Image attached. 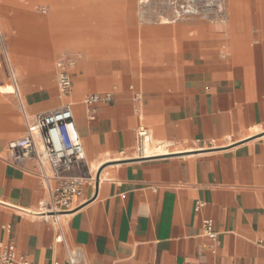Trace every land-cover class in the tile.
<instances>
[{"label":"crops","instance_id":"crops-1","mask_svg":"<svg viewBox=\"0 0 264 264\" xmlns=\"http://www.w3.org/2000/svg\"><path fill=\"white\" fill-rule=\"evenodd\" d=\"M121 1L101 11L90 4L86 14L122 16L98 21L103 33L89 46L73 38L71 90L58 96L50 64L28 61L20 29L7 25L16 10L0 0L9 62L8 75L0 69V240L11 238L33 264L64 258L53 226L31 213L47 196L35 161L5 158L8 142L25 132L21 105L35 114L69 103L87 158L79 174H98L63 219L66 243L84 264H264V36L245 40L237 31L251 7L225 0L221 27L143 24L132 0ZM132 89L142 94L140 112ZM108 90L113 99L89 120L82 99ZM141 124L151 136L146 156L136 145ZM101 172L109 173L102 182ZM197 200L205 204L196 211ZM206 218L215 239L203 232Z\"/></svg>","mask_w":264,"mask_h":264},{"label":"built area","instance_id":"built-area-1","mask_svg":"<svg viewBox=\"0 0 264 264\" xmlns=\"http://www.w3.org/2000/svg\"><path fill=\"white\" fill-rule=\"evenodd\" d=\"M225 0H137V14L140 22L171 23L188 17L200 16L215 18L224 16ZM165 18V19H164ZM0 61L9 65L5 50L4 38L0 32ZM75 58L67 53L57 57L56 88L57 95L64 96L71 90V66ZM113 91L94 92L84 96L82 102L87 106V117L94 120L96 105L110 102ZM135 110H141V92L133 95ZM25 124V132L11 139L7 144L6 161L20 165L25 160H34L37 165V175L42 180L47 196L39 202L37 212L31 213L49 222L55 230L54 241L64 248L62 260L54 258L51 264H84L77 249L67 245L63 232V215L71 211L75 199L81 197L84 184L96 185V171H88L80 175L79 170L87 165V158L78 131L74 113L69 103L59 108L29 114L21 105ZM148 127L141 124L136 129V145L140 152ZM142 154V153H141ZM54 180V182H51ZM152 189H155L152 186ZM205 202L197 200L194 209L197 211ZM27 211L28 210H22ZM5 230L10 224H2ZM203 232L215 239L216 232L209 218L203 220ZM33 264L17 252L16 244L11 239L0 240V264Z\"/></svg>","mask_w":264,"mask_h":264},{"label":"rangeland","instance_id":"rangeland-1","mask_svg":"<svg viewBox=\"0 0 264 264\" xmlns=\"http://www.w3.org/2000/svg\"><path fill=\"white\" fill-rule=\"evenodd\" d=\"M95 1V3L93 2ZM137 0H132V7L135 21L143 24H157L156 22H140L137 14ZM100 3V4H96ZM101 11L105 7L122 8L121 0H7L5 6H9L16 10V14L8 15V27L16 34L18 28L21 36L18 43L22 50L28 52V61L33 63V67L39 66L42 61L47 60L51 66L50 77L55 83V63L58 55L67 53L78 58V52L74 51L72 40L77 37L78 44L85 42L88 46L98 39L99 33H103L96 29L98 21H117L121 18V14L111 15H89L86 14L88 8ZM93 4V5H92ZM96 4V5H95ZM242 5L251 7L247 13H242L238 17V32L243 33L245 40L253 39V37L264 36V0H243ZM59 9L60 19L54 18L53 12ZM75 11L72 19V12ZM228 12V5L225 1L224 13ZM224 18V16H221ZM220 17L213 19L207 17L193 16L177 20L171 24L179 22H196L207 23L216 26H224L225 22H221ZM102 19V20H101ZM73 20V21H72ZM1 30H3L0 21ZM18 32V33H19ZM223 34L222 32H220ZM224 37V36H222ZM65 39V40H64ZM69 42L71 44H65ZM42 49L48 52L44 53V57L35 54V50ZM75 64V63H74ZM71 66V69L74 67ZM2 70L8 75V65L3 63ZM10 81V78L7 79ZM133 95L139 90L132 89ZM24 99V98H23ZM139 152V151H138Z\"/></svg>","mask_w":264,"mask_h":264},{"label":"bare ground","instance_id":"bare-ground-1","mask_svg":"<svg viewBox=\"0 0 264 264\" xmlns=\"http://www.w3.org/2000/svg\"><path fill=\"white\" fill-rule=\"evenodd\" d=\"M230 3H231V5L233 6V0H228ZM96 4H100V3H96ZM95 4V5H96ZM229 4V3H228ZM227 4V5H228ZM93 5V4H92ZM229 8V7H228ZM232 11L233 12H235V10H234V8H232ZM226 15V14H225ZM225 15H224V17H225ZM229 15V14H228ZM165 19V18H164ZM224 18H221L220 19V21L221 20H223ZM174 22H176V21H174ZM162 23H167V21L166 20H164ZM4 30V29H3ZM3 64H2V62L0 61V67L2 66ZM22 99H23V97H22ZM150 143H151V136H150V134L149 133H147L146 134V138H145V141H144V143H143V145L142 146H140V153H142V155H144L145 154V156L147 155V154H152L151 152L153 151L151 148H150ZM153 147V146H152ZM157 149V148H156ZM162 151H164V150H166V148L165 147H162V149H161ZM158 152V151H157ZM153 154H155V153H153ZM97 170V169H96ZM109 177V173L108 172H101V174H100V181L102 182L104 179H106V178H108ZM72 209H73V207H72ZM72 209H71V211H72ZM71 211H69V212H67V213H65L66 215H68ZM33 212H37V210H35V211H33ZM63 216H65V215H63Z\"/></svg>","mask_w":264,"mask_h":264},{"label":"water","instance_id":"water-1","mask_svg":"<svg viewBox=\"0 0 264 264\" xmlns=\"http://www.w3.org/2000/svg\"><path fill=\"white\" fill-rule=\"evenodd\" d=\"M97 179H98V174H97V178H96V181H97ZM97 184V183H96ZM95 187H96V185H95Z\"/></svg>","mask_w":264,"mask_h":264}]
</instances>
